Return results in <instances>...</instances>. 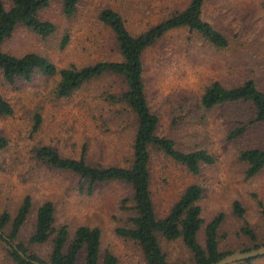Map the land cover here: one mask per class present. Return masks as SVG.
I'll list each match as a JSON object with an SVG mask.
<instances>
[{
  "label": "rangeland",
  "instance_id": "374dc122",
  "mask_svg": "<svg viewBox=\"0 0 264 264\" xmlns=\"http://www.w3.org/2000/svg\"><path fill=\"white\" fill-rule=\"evenodd\" d=\"M189 1L83 0L71 18L64 16L59 2H54L41 13L42 19L56 26L51 37L42 39L17 27L3 49L13 55L40 54L57 69L120 61L113 35L98 21L102 9L118 12L128 32L137 35L163 18L170 11L167 8L182 9ZM202 19L228 39V47L212 48L190 37L187 28L167 32L143 56L145 91L152 113L159 117L157 134L172 140L182 152L205 150L215 163L192 176L181 165L153 152L151 193L158 216H163L187 186L200 184L203 194L198 206L203 220L224 216L219 229L220 251L239 253L243 246H251L241 231L245 225L255 232L259 247L264 246V217L258 207V203L264 207V170L246 178V165L239 160L244 149H264V128L251 126L238 139L229 140L232 129L247 123L249 106H225L208 112L199 107V98L214 81L232 87L252 79L264 93V0H206ZM65 35L69 43L60 49ZM57 82L58 78L37 75L30 83L9 85L0 75V95L13 109L12 116L0 117V136L8 141L0 150V215L8 212L13 217L22 199L31 198V212L19 233V240L27 243L34 231L37 207L51 201L56 227L66 224L71 232L80 225L97 227L102 253L113 254L118 264H143L139 248L115 233L129 217L121 207L130 197L127 185L102 184L95 187L93 195H87L79 190L78 177L42 165L33 156V149L49 146L65 158L85 157L105 167L127 165L132 153L133 117L124 105L109 98L125 86L116 78L104 77L67 98H57ZM36 116L41 123L35 131ZM234 202L245 210L243 219L233 214ZM198 239L203 243L202 232ZM162 248L169 262L193 264L180 242L162 243ZM31 249L44 260L50 250L48 244ZM0 264H13L1 245ZM251 264H264V257Z\"/></svg>",
  "mask_w": 264,
  "mask_h": 264
},
{
  "label": "trees",
  "instance_id": "16d2710c",
  "mask_svg": "<svg viewBox=\"0 0 264 264\" xmlns=\"http://www.w3.org/2000/svg\"><path fill=\"white\" fill-rule=\"evenodd\" d=\"M82 1L0 0V75L9 85L18 82L30 83L37 75L58 78L54 88L57 98H67L91 81L104 77L118 79L125 89L109 98L124 105L133 117L131 159L125 166L105 167L90 163L85 157L65 158L56 149L41 146L33 149L35 160L55 171L78 177L80 183L86 185L85 189L81 184L78 188L87 195H93L98 185H127L130 188V197L122 201L121 207L129 217L123 226L116 228L115 233L132 241L139 248L143 264H177L168 261L162 248V243L173 242H180L187 249L193 264H214L220 261L232 254L219 249V229L224 216L219 214L208 222L203 220L202 209L198 206L203 194L200 184L187 186L165 215L158 216L154 207L149 168L153 152L181 165L192 176H197L203 166L213 165L215 158L205 150L182 152L172 140L157 134L159 117L152 113L147 101L143 56L171 30L187 28L190 37H196L204 44L219 50L228 47V39L202 19L206 0H190L182 9L167 8L170 11L163 14V18L137 35L128 32L124 19L118 12L110 8L102 9L98 21L113 35L120 61H98L83 67L71 65L57 69L48 58L40 54L27 52L13 55L3 49L17 27H24L42 39L51 37L56 32V26L51 21L42 19L41 13L52 3L59 2L64 16L71 18ZM190 37L189 40L193 38ZM68 43L69 37L65 35L60 49H64ZM234 105H248L251 114L246 124L229 132V140L238 139L251 126L264 128V93L252 79L232 87L218 81L211 82L199 98V107L203 111ZM12 115V107L0 95V117ZM40 123V118L36 116L35 131ZM7 146V139L0 136V150ZM239 160L246 165V178L254 177L264 170V149H244L239 153ZM127 204L129 205L125 206ZM53 205L51 201H45L37 207L34 231L27 243L19 240V233L31 212V198L25 196L22 199L13 217L8 212L0 215V245L13 264H118L113 254L108 251L102 253L101 232L97 227L80 225L73 232L66 224L56 227V211ZM232 207L236 218L243 219L245 210L240 203L234 202ZM258 207L262 208L264 217V207L260 203ZM241 231L251 246H243L240 252L259 247L252 229L245 225ZM201 232L203 243L198 239ZM45 244L49 245L50 250L44 260L31 248ZM255 259L234 264H251Z\"/></svg>",
  "mask_w": 264,
  "mask_h": 264
},
{
  "label": "water",
  "instance_id": "95a60500",
  "mask_svg": "<svg viewBox=\"0 0 264 264\" xmlns=\"http://www.w3.org/2000/svg\"><path fill=\"white\" fill-rule=\"evenodd\" d=\"M263 256H264V246L250 250L248 252L229 254L214 264H234L250 259H255V258L258 259V257H263Z\"/></svg>",
  "mask_w": 264,
  "mask_h": 264
}]
</instances>
